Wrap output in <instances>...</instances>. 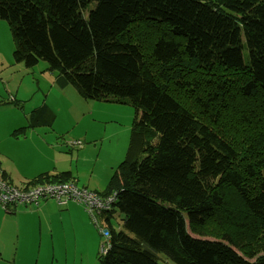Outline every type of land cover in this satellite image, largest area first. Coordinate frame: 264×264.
<instances>
[{"label":"trees","instance_id":"trees-1","mask_svg":"<svg viewBox=\"0 0 264 264\" xmlns=\"http://www.w3.org/2000/svg\"><path fill=\"white\" fill-rule=\"evenodd\" d=\"M0 19L27 67L44 60L59 87L135 108L124 159L93 189L115 194L94 211L100 264H161L144 244L176 264H264V0H0ZM0 170L26 190L88 188L70 170L22 185ZM48 201L70 204L1 206Z\"/></svg>","mask_w":264,"mask_h":264},{"label":"rangeland","instance_id":"rangeland-1","mask_svg":"<svg viewBox=\"0 0 264 264\" xmlns=\"http://www.w3.org/2000/svg\"><path fill=\"white\" fill-rule=\"evenodd\" d=\"M150 25L159 24L144 23V30L148 31ZM131 26L137 28L135 24ZM156 28L153 30L157 31ZM15 50L10 26L7 20L0 19V146L8 163L33 177L37 170L31 165L35 163L55 171L61 169L62 164L67 167L73 159V166L87 177H80V185L87 184L89 176L91 182L106 185L109 179L98 175L104 170L103 176H106L114 166L113 173L118 162L124 159L114 163V155L119 150L117 143L123 137L115 141L113 133L122 127L129 131L135 108L84 98L71 85L56 87L57 72L49 71L46 61L39 59L34 66L27 67ZM44 107L52 112L53 120L47 123L37 117V111ZM32 114L35 121L28 126ZM24 126H28L26 131L18 132ZM88 134L91 140L81 146L75 144L86 140ZM46 142L52 149L44 145ZM84 146L87 149L80 151ZM14 183L22 185L20 181ZM68 203L77 202L71 199ZM56 205H49L42 221L36 208L18 209L9 214L0 203V264H100V254L108 246L105 220L97 217L96 222L95 213L91 215L84 206L86 216L62 218L65 210ZM121 217L117 211L111 219L116 230L121 228ZM144 247L153 252L161 264H176L168 252L156 251L147 244Z\"/></svg>","mask_w":264,"mask_h":264},{"label":"built area","instance_id":"built-area-1","mask_svg":"<svg viewBox=\"0 0 264 264\" xmlns=\"http://www.w3.org/2000/svg\"><path fill=\"white\" fill-rule=\"evenodd\" d=\"M75 144L81 146L83 143L77 141ZM42 196L55 197L61 204H67L72 199L82 204L91 215L95 210L99 211L109 207L115 199V194L102 198L95 191L89 188H78L72 183L48 184L28 190L22 189L4 180L0 170V203L3 207L31 201L37 203V199Z\"/></svg>","mask_w":264,"mask_h":264},{"label":"crops","instance_id":"crops-1","mask_svg":"<svg viewBox=\"0 0 264 264\" xmlns=\"http://www.w3.org/2000/svg\"><path fill=\"white\" fill-rule=\"evenodd\" d=\"M54 86H56V87H59L57 84H56V82H55V80H54ZM66 88V87H65ZM129 125V124H128ZM129 134H130V128H129V131L127 130V127H122V129L121 130H117V131H115L114 133H113V138L115 139V141H116V139L118 138V137H123V140L122 139H120L119 141H118V143H117V146L119 147V150L117 151V153H115V155H114V159H115V161L117 162V160H120V159H122V158H124V156H125V153H126V150H127V146H128V140H129ZM125 136H126V138H125ZM84 139H86V140H84V141H82V142H87V141H89V140H91V138H90V135L88 134V135H86L85 136V138ZM44 145L47 147V148H51L52 149V145L51 146H49L48 145V143L46 142V143H44ZM87 149V146H84L83 148H81L80 149V151H84V150H86ZM73 155V154H72ZM77 155V154H76ZM78 156V158H79V155H77ZM1 158H3L4 159V161H1ZM47 158V157H46ZM46 158H43V159H46ZM73 158V157H72ZM72 161H73V159L72 160H70V162H68V164H67V167H64V165L62 164L60 167H61V169H57V170H55V171H64V170H66V169H68V170H70L73 174H76V173H78L77 175L78 176H76V178H77V183L79 184V179H80V177H82L83 179L84 178H87V177H85L84 175H83V173H81V171L79 170V168L78 167H74L73 166V164H72ZM115 163V162H114ZM0 166H1V168H2V170L4 171V172H6L7 173V175H8V177H9V179L14 183L15 181H20L22 184H26L30 179H32V178H34V177H36V176H38V175H40L41 173H44V172H54V171H52L51 170V168H49V167H44L43 165H41L40 163H35V164H33V165H31V166H33L32 168H33V170H37V172H36V174H35V176H30L29 174H24V173H21L20 171H18V168H16V167H14V166H12V164H10V163H8V161H7V159H6V155H5V153H4V151H3V149H1V146H0ZM64 167V168H63ZM113 167L114 166H112L111 167V170H110V172L108 171V174L106 175V176H103V174L106 172V171H101V175L99 174L98 176H101V178L102 179H109V175H111V173H112V169H113ZM93 173V172H92ZM29 175V176H28ZM99 178H97L96 180H98ZM15 184V183H14ZM80 185V184H79ZM82 186H86V187H88V188H90V189H94V190H103L104 188H105V184H100V183H98L97 181L95 182V181H93V182H91V177L89 176L88 177V182H87V184H82ZM53 201H51V203H50V201H48V202H46V203H43L42 204V206L38 209V211L37 212H39V214H41V220L43 221V219H44V217H45V213L47 212L46 210H48V208L51 206V205H53V203H52ZM55 205H56V203H54ZM50 205V206H49ZM57 206V205H56ZM18 209H23V208H20V207H18V208H16V211L18 210ZM65 210V212H63V213H61V217L62 218H72L74 215H77V214H79V215H83V216H86L85 215V211L83 210V208H82V205H80V204H76V203H70L68 206H67V208H65L64 209ZM30 213H31V211H30ZM32 213H34V212H32Z\"/></svg>","mask_w":264,"mask_h":264},{"label":"clouds","instance_id":"clouds-1","mask_svg":"<svg viewBox=\"0 0 264 264\" xmlns=\"http://www.w3.org/2000/svg\"><path fill=\"white\" fill-rule=\"evenodd\" d=\"M82 142V141H81Z\"/></svg>","mask_w":264,"mask_h":264}]
</instances>
